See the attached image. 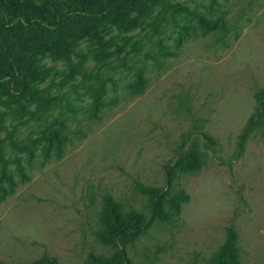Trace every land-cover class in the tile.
Wrapping results in <instances>:
<instances>
[{
	"label": "rangeland",
	"instance_id": "1",
	"mask_svg": "<svg viewBox=\"0 0 264 264\" xmlns=\"http://www.w3.org/2000/svg\"><path fill=\"white\" fill-rule=\"evenodd\" d=\"M12 1L36 7L0 3ZM105 1L43 46L4 29L28 74L23 92L0 87V261L109 255L105 198L141 210L148 189L165 186L188 200L167 207L173 221L146 226L134 261L204 264L231 225L241 264H264V126L238 146L264 87V0ZM189 149L202 166L166 179L164 165Z\"/></svg>",
	"mask_w": 264,
	"mask_h": 264
},
{
	"label": "trees",
	"instance_id": "2",
	"mask_svg": "<svg viewBox=\"0 0 264 264\" xmlns=\"http://www.w3.org/2000/svg\"><path fill=\"white\" fill-rule=\"evenodd\" d=\"M36 7L26 10L18 2L0 3V87H7L11 93L23 92L27 87L28 71L20 67L17 56L4 37V29L15 27L22 30L26 40L33 45L43 46L44 38L57 30L63 21L81 15L99 16L108 8L105 0L92 5H83L86 0H35ZM197 20L206 28L213 23L196 14ZM255 106L241 132L238 134V146L242 148L250 131L264 126V87H258L254 93ZM209 145L216 141L203 134ZM203 153L196 149L185 150L176 162L164 165L166 179H172L175 168L187 172L198 170L203 163ZM188 200L183 188L175 191L163 187L148 189V199L141 210H124L120 201L107 196L103 203L101 222L110 228L111 234L104 235V243L113 250L109 255L89 252L84 264H153L139 263L129 255V249L138 240L146 226L151 222L161 224L174 220L170 207L179 210ZM0 264H4L0 261ZM29 264H64L55 256L43 254L40 259ZM204 264H241L238 233L233 226L226 227L223 244L217 253Z\"/></svg>",
	"mask_w": 264,
	"mask_h": 264
}]
</instances>
